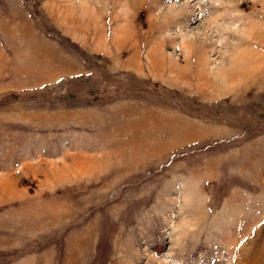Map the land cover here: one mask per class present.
I'll return each instance as SVG.
<instances>
[{
    "label": "rangeland",
    "instance_id": "374dc122",
    "mask_svg": "<svg viewBox=\"0 0 264 264\" xmlns=\"http://www.w3.org/2000/svg\"><path fill=\"white\" fill-rule=\"evenodd\" d=\"M0 264H264V0H0Z\"/></svg>",
    "mask_w": 264,
    "mask_h": 264
}]
</instances>
